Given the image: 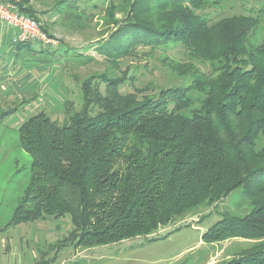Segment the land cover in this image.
<instances>
[{
  "label": "trees",
  "instance_id": "1",
  "mask_svg": "<svg viewBox=\"0 0 264 264\" xmlns=\"http://www.w3.org/2000/svg\"><path fill=\"white\" fill-rule=\"evenodd\" d=\"M5 1L53 39L43 16L56 12L60 24H76L87 17L79 4L89 0H54L42 14L29 0ZM217 3L126 1L95 50L115 67L138 46L166 52L179 45L190 61L172 70L189 82L139 98L120 92L128 74H92L81 81L79 105L66 101L61 122L44 110L27 116L17 132L30 176L11 225L68 217L78 245L105 244L148 235L203 204L215 209L242 188L251 209L223 211L201 239L256 242L222 264H264V146L257 148L264 138V10L206 12ZM71 50L53 54L81 57Z\"/></svg>",
  "mask_w": 264,
  "mask_h": 264
},
{
  "label": "rangeland",
  "instance_id": "2",
  "mask_svg": "<svg viewBox=\"0 0 264 264\" xmlns=\"http://www.w3.org/2000/svg\"><path fill=\"white\" fill-rule=\"evenodd\" d=\"M126 1L89 0L79 4L87 17L80 18L78 24H60L56 12L53 16H43L48 20L47 24L53 25L51 33L56 47L40 46L41 49L67 47L81 57L74 59L69 56L61 62L55 78L52 76L42 81L39 90L44 89L43 93L39 91L38 104L34 102V105L24 107L23 101L18 99L16 111L0 118V264H222L234 254L255 246L256 242L240 238H229L216 244L201 239L202 233L220 219L223 211L243 215L251 209L252 205L245 198L242 188L232 191L215 209L203 204L158 226L148 235L122 238L105 244L78 245L80 237L74 236L76 230L68 217L11 225L14 209L30 176L31 158L19 146L17 132L27 116L44 110L51 118L61 122L66 101L72 100L76 107L79 105L81 81L92 74L107 73L115 77L128 74L127 81L120 86V92H136L139 98L155 94L162 87L189 82L172 70L173 66L190 61L184 48L179 45L168 48L166 52L138 46L131 54L119 58L115 67L113 62L95 50L93 44L113 28L111 23L121 17L120 9L126 7ZM29 3L42 14L54 6L55 1L29 0ZM246 7L264 10V0H219L216 7L208 6L205 10L229 14L243 12ZM193 65L204 69L196 61H193ZM130 75H133L132 80ZM2 101L1 106L5 107L6 101ZM9 107L13 106L8 105L0 112H6ZM263 146L262 137L257 148ZM205 214L207 216L202 219Z\"/></svg>",
  "mask_w": 264,
  "mask_h": 264
},
{
  "label": "crops",
  "instance_id": "3",
  "mask_svg": "<svg viewBox=\"0 0 264 264\" xmlns=\"http://www.w3.org/2000/svg\"><path fill=\"white\" fill-rule=\"evenodd\" d=\"M13 34V30L0 22V111L8 105L13 106L3 112L5 115L16 111L9 110L17 105L18 99L24 102V107L38 104L39 94L43 93L44 89L39 90L42 81L52 76L55 78L63 61L53 54V50H43L40 47H55V44L46 45L33 42L14 46L11 43ZM28 95L29 98H27ZM2 99L6 101L5 107L1 106Z\"/></svg>",
  "mask_w": 264,
  "mask_h": 264
},
{
  "label": "built area",
  "instance_id": "4",
  "mask_svg": "<svg viewBox=\"0 0 264 264\" xmlns=\"http://www.w3.org/2000/svg\"><path fill=\"white\" fill-rule=\"evenodd\" d=\"M0 22L13 30L12 44L36 42L46 45L55 44L31 17L19 12L15 4L0 0Z\"/></svg>",
  "mask_w": 264,
  "mask_h": 264
}]
</instances>
